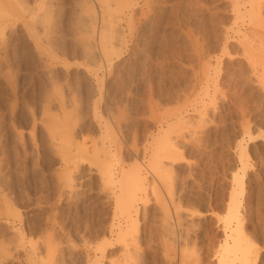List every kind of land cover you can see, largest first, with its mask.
<instances>
[{
  "label": "rangeland",
  "instance_id": "rangeland-1",
  "mask_svg": "<svg viewBox=\"0 0 264 264\" xmlns=\"http://www.w3.org/2000/svg\"><path fill=\"white\" fill-rule=\"evenodd\" d=\"M248 130L264 132V0H0V264H243L224 247L244 166V260L264 264Z\"/></svg>",
  "mask_w": 264,
  "mask_h": 264
},
{
  "label": "bare ground",
  "instance_id": "bare-ground-1",
  "mask_svg": "<svg viewBox=\"0 0 264 264\" xmlns=\"http://www.w3.org/2000/svg\"><path fill=\"white\" fill-rule=\"evenodd\" d=\"M254 3V1H253ZM252 3V10L250 11V16L254 17V15H252L253 13L255 14L254 11H256V9L254 10V7H253V4ZM121 6V4H120ZM240 7V6H239ZM3 11V10H2ZM237 11V10H236ZM4 12V11H3ZM248 12V11H247ZM5 14V13H4ZM94 14V13H93ZM257 15H259L258 13H256ZM96 16V15H95ZM249 16V17H250ZM256 16V15H255ZM260 16V15H259ZM106 17V16H105ZM251 18V17H250ZM260 18V17H259ZM110 20V19H109ZM110 23V22H109ZM260 23V22H259ZM110 26V25H109ZM105 28V27H104ZM108 28V27H107ZM114 29V28H113ZM4 30V29H3ZM113 31V30H112ZM95 32V31H94ZM107 32V31H106ZM117 32V31H116ZM116 35V34H115ZM109 36V34H108ZM249 49V48H248ZM109 50V49H108ZM228 53V52H227ZM108 54V53H107ZM111 54V53H110ZM69 119V118H68ZM67 119V120H68ZM61 123V122H60ZM69 124V123H68ZM174 125V124H173ZM174 128V127H173ZM250 130L247 131V134H248V140H247V143L246 144H242L241 141L239 144L240 146V149H241V160L242 162L245 160H248L251 158V155H250V152H249V149H248V144L251 143V142H255L259 139H264V132L262 133H259V134H256V135H253L251 132H249ZM170 132V131H169ZM53 133V132H52ZM162 135V134H161ZM166 138V135H163L159 138L158 142H159V145L157 146V149L162 151V150H165V153L169 154L170 150L171 151V154H173V152L176 153V150L174 148H172V146L174 145H170L168 142L164 141ZM66 139V138H65ZM66 141L68 142V140L66 139ZM66 142V143H67ZM164 142V143H162ZM161 143V144H160ZM167 143V144H166ZM158 144V143H157ZM64 145V144H63ZM177 149V148H176ZM69 149L67 148V151ZM169 151V152H166ZM63 153V151H61ZM86 152V150H85ZM159 152V151H158ZM158 152L156 153V156L158 155ZM82 153V152H81ZM106 155H110V153H108L107 151H105ZM164 153V152H163ZM64 154V153H63ZM84 154V153H83ZM169 154V155H171ZM82 155V154H81ZM87 155V154H86ZM89 155V154H88ZM87 155V156H88ZM62 156V155H61ZM64 156H67L66 158L69 159V154L66 152L64 154ZM84 156V155H82ZM158 158H160L158 156ZM157 158V159H158ZM88 159H90L88 157ZM94 159V158H93ZM96 159V158H95ZM84 161V160H83ZM90 161V160H89ZM96 161V160H95ZM100 162V161H98ZM98 162H95L96 165H98ZM79 164V163H78ZM243 164V163H242ZM246 164V163H245ZM81 165V164H80ZM139 167V166H138ZM137 167V168H138ZM136 168V167H135ZM242 168H239L235 175H234V181H235V188H234V192H232L231 194V199H230V207H229V214H228V223L231 224V223H235V227H231V225H229L231 227V232L228 234V236L231 238V241L232 242H229L227 241L226 242V246L224 248H226V253L227 255L230 254V253H233L234 255H238L236 254L237 252H241V256H243V258L245 260L248 259V255H249V252H250V248L253 247L252 245L255 244V242L253 241V239H251L244 231V225H243V222H242V213L240 212V206L242 205L243 203V198L246 194V182H245V177H246V174H247V170H246V167L244 166V168L242 169L243 170V174H241L239 171L241 170ZM75 170V169H74ZM142 170H136V173L134 175H132L130 177V180H129V183H128V187L126 186V188H128V192L126 193V195L128 194V198L127 200L123 199L125 197H119V199L117 200V206L119 207V209H124L127 213H131L132 212V209L133 211L135 212L136 210V207L134 206V200L137 196V193L139 191H145L146 187H147V182H146V177L143 176V174L141 173ZM77 172V171H76ZM110 177L109 179V184H114L115 183H119V181L117 182L116 179L113 177V175H108ZM125 176V175H124ZM103 177L105 179V175L103 174ZM129 177V176H128ZM120 179V178H119ZM66 180V179H65ZM71 182V181H70ZM69 182V184H70ZM121 182V180H120ZM128 182V181H127ZM72 184V183H71ZM70 184V185H71ZM126 185V184H125ZM122 186V185H121ZM124 186V184H123ZM123 192V191H122ZM124 194V192H123ZM118 209V210H119ZM124 211V212H125ZM10 212V211H8ZM138 212V210H136V213ZM135 213V214H136ZM129 216V215H128ZM132 218V217H131ZM226 221V220H225ZM227 239V238H226ZM225 253V254H226ZM223 257V256H222ZM221 257V258H222ZM227 257V256H226ZM240 257V256H239ZM220 258V260L222 261V259ZM229 259V258H228ZM238 259V258H237ZM242 260L241 261H244L245 260ZM220 261V262H221ZM228 261V260H227ZM242 262L243 264H247L249 263V261L246 263ZM195 264V263H194ZM197 264V263H196ZM207 264V263H206ZM221 264H227L225 263V260L223 261V263L221 262Z\"/></svg>",
  "mask_w": 264,
  "mask_h": 264
}]
</instances>
